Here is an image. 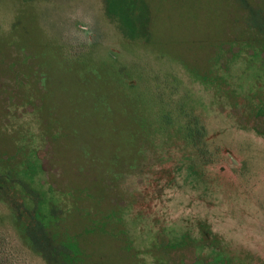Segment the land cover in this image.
<instances>
[{"label": "rangeland", "instance_id": "1", "mask_svg": "<svg viewBox=\"0 0 264 264\" xmlns=\"http://www.w3.org/2000/svg\"><path fill=\"white\" fill-rule=\"evenodd\" d=\"M7 264H264V0H0Z\"/></svg>", "mask_w": 264, "mask_h": 264}, {"label": "trees", "instance_id": "2", "mask_svg": "<svg viewBox=\"0 0 264 264\" xmlns=\"http://www.w3.org/2000/svg\"><path fill=\"white\" fill-rule=\"evenodd\" d=\"M7 259L5 255V251L3 252L2 249H0V264H7Z\"/></svg>", "mask_w": 264, "mask_h": 264}]
</instances>
